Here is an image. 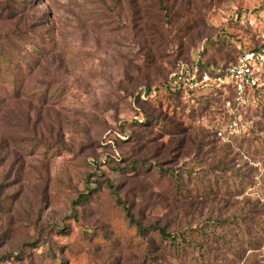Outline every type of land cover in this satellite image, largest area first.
I'll use <instances>...</instances> for the list:
<instances>
[{
  "label": "rangeland",
  "instance_id": "374dc122",
  "mask_svg": "<svg viewBox=\"0 0 264 264\" xmlns=\"http://www.w3.org/2000/svg\"><path fill=\"white\" fill-rule=\"evenodd\" d=\"M263 35L264 0H0V264L225 259L245 226L264 264V117L191 120L166 86Z\"/></svg>",
  "mask_w": 264,
  "mask_h": 264
},
{
  "label": "trees",
  "instance_id": "16d2710c",
  "mask_svg": "<svg viewBox=\"0 0 264 264\" xmlns=\"http://www.w3.org/2000/svg\"><path fill=\"white\" fill-rule=\"evenodd\" d=\"M242 49L238 48L237 44L235 42L230 41V44H228V47L230 50L233 52V57L228 56L227 59L223 63H218V62H211L206 58V51L207 49L203 48L200 50V55L201 57L204 58V62L200 63L197 61V63H200L201 66H205L204 63H207L206 68L208 70H211V67H217L220 64H223L226 66L230 62H234L237 60L238 56L242 52V50H247V49H256L260 45H256L253 47H249L246 45H240ZM194 63L196 61L194 60ZM196 63V64H197ZM194 64V65H196ZM193 65V66H194ZM193 68V67H192ZM211 73L213 74L214 72L211 70ZM169 94L173 95V99H176L178 101H175V103L172 102V111H179L180 115H183L185 117L190 118L191 120H200L202 117L204 118H215V119H220L223 118L225 114H229V111H232V115L230 114V119L231 121L242 114L243 112H249L252 110L257 115V118L260 120L264 117V87L262 88H257L253 91L251 95V99L248 103H242L239 104L238 101L235 99V92L233 89L232 84H223V85H218L217 83L210 82L208 84H203L201 85L198 89L193 91L192 97H193V104H190L192 102L187 101L186 98V92L184 89L181 90H172L170 88L167 89ZM228 99H231L233 101V110H229L226 108L225 103ZM146 101H151L150 99H147ZM254 106H251V103H254ZM229 111L225 112V108ZM238 119V118H237ZM136 122L138 123H144V124H155V125H161V127H164L166 129L171 128V124L167 123L164 121V119L161 117V115H152V114H147L145 113L143 118L141 120H137ZM160 124H159V123ZM205 123V122H204ZM212 131V130H211ZM214 135H218V131H212ZM149 138V134H145ZM140 166L142 167V161H138ZM136 165L132 163L130 166H128V169H133ZM147 169V168H146ZM143 171V169H141ZM166 173V172H171L174 174V170L172 169H160L158 167L155 168L156 173ZM144 172H147V170H144ZM170 174V173H169ZM177 177V176H176ZM180 185V184H178ZM184 188V185L182 187H179V190H182ZM202 195H206L207 193H210L211 190L209 189H202ZM228 191V190H226ZM87 195V193H86ZM118 203L122 204L123 207V212L125 214V218L128 221V224L134 228L136 231V235L141 236L146 232L149 227L147 226H142L139 222L136 221L135 215L131 213L129 210L128 206H125L124 203L119 200ZM153 229H156L160 236L163 239H170L172 242L176 241V236H171L168 234L163 227H157V226H151ZM150 227V228H151ZM257 232L254 230V228H251L249 226H245L240 234H238V241L243 240V244H239L238 246H235L232 248L233 245L230 246L229 251L227 252V257L224 259L222 257H219L218 255H213L211 253H208L207 256H203L201 258H194L191 260V264H239L240 260L244 257L246 250L249 249L250 247H259V243L257 242V238L254 235V233ZM261 232H264L262 230ZM221 245L227 244V241L225 239L219 240ZM243 245V246H242ZM227 246V245H226ZM229 246V244H228ZM64 248L61 247L59 250L60 252ZM178 256V254H176ZM236 262V263H235ZM58 264H65L64 258H60V262Z\"/></svg>",
  "mask_w": 264,
  "mask_h": 264
},
{
  "label": "built area",
  "instance_id": "2783aa9c",
  "mask_svg": "<svg viewBox=\"0 0 264 264\" xmlns=\"http://www.w3.org/2000/svg\"><path fill=\"white\" fill-rule=\"evenodd\" d=\"M238 48L242 49L240 45ZM200 66V63H197L193 69H189L179 60L166 86L172 90L184 89L186 94L191 96L193 91L203 84H232L238 103H247L255 89L264 87V39L258 48L242 50L236 61L226 66L220 64L211 67L213 74L211 70ZM225 106L233 110V101L228 99ZM231 126L234 130L237 129V117L232 120ZM219 135H223V132L219 131Z\"/></svg>",
  "mask_w": 264,
  "mask_h": 264
}]
</instances>
